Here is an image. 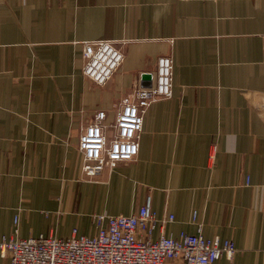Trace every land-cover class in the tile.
Instances as JSON below:
<instances>
[{"label":"crops","instance_id":"obj_1","mask_svg":"<svg viewBox=\"0 0 264 264\" xmlns=\"http://www.w3.org/2000/svg\"><path fill=\"white\" fill-rule=\"evenodd\" d=\"M97 41L124 55L103 87L81 71ZM161 56L172 94L148 108L137 157L84 177L80 129L99 110L113 123ZM148 197L174 215L154 241L194 234L196 211L205 238L234 242L214 264H264V0H0V239L91 236L94 215Z\"/></svg>","mask_w":264,"mask_h":264},{"label":"built area","instance_id":"obj_2","mask_svg":"<svg viewBox=\"0 0 264 264\" xmlns=\"http://www.w3.org/2000/svg\"><path fill=\"white\" fill-rule=\"evenodd\" d=\"M82 59V75L103 87L120 69L124 55L116 43L83 42ZM145 76L149 86L138 87L121 99L113 123L107 124V113L99 110L80 129L78 152L84 177L95 178L105 169H114L137 157L148 108L171 97L172 58L158 57L154 72ZM173 221L172 214L157 219L148 197L136 214L94 215L95 233L91 236H77L73 229L68 239L44 235L22 239L15 228L12 236L1 237L0 255L7 264H214L222 257L233 259L234 242L205 238L196 211L190 220L196 229L194 234H160L156 241L152 239L157 224L164 226ZM13 222L17 225L18 218Z\"/></svg>","mask_w":264,"mask_h":264}]
</instances>
